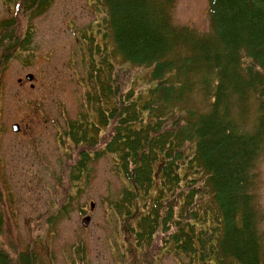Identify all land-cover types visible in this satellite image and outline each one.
Returning <instances> with one entry per match:
<instances>
[{
    "label": "trees",
    "instance_id": "16d2710c",
    "mask_svg": "<svg viewBox=\"0 0 264 264\" xmlns=\"http://www.w3.org/2000/svg\"><path fill=\"white\" fill-rule=\"evenodd\" d=\"M54 1L22 0L17 14L41 17ZM99 1L104 41L90 44L87 117L66 136L95 158L111 155L128 180L116 208L134 251L162 232L179 264H264L253 173L264 145V0H208L205 34L174 25L177 0ZM16 31L4 52L31 45ZM123 64L147 70L146 88L127 89L118 71L116 79ZM195 92L206 97L203 109L192 104ZM89 157L72 168L76 181ZM3 211L0 264H35L7 236Z\"/></svg>",
    "mask_w": 264,
    "mask_h": 264
},
{
    "label": "rangeland",
    "instance_id": "374dc122",
    "mask_svg": "<svg viewBox=\"0 0 264 264\" xmlns=\"http://www.w3.org/2000/svg\"><path fill=\"white\" fill-rule=\"evenodd\" d=\"M9 4L0 0V209L7 236L22 251H33L35 264H179L178 256L165 249L162 232L152 245L134 251L136 242L127 238L128 226L116 208L117 202L123 206L128 180L118 173L111 155L95 158L94 150L66 136L69 125L87 112L91 84L84 78L90 44L102 46L94 39L103 18L100 1L55 0L41 17L31 19L17 14L22 0H16V8ZM171 19L176 26L208 33V0H177ZM16 30L21 36L30 34L31 45L15 53L8 45L4 52L3 42L8 35L15 39ZM117 71L127 89L132 81L136 90L148 85L147 70L117 65L116 79ZM28 74L35 76L34 88L25 81ZM191 101L203 109L206 97L195 92ZM254 116L251 108L246 130L253 128ZM14 124L20 125L18 133L12 131ZM84 157L94 160L76 181L77 167L72 168ZM253 173L264 237V145ZM87 215L92 220L84 229Z\"/></svg>",
    "mask_w": 264,
    "mask_h": 264
},
{
    "label": "water",
    "instance_id": "95a60500",
    "mask_svg": "<svg viewBox=\"0 0 264 264\" xmlns=\"http://www.w3.org/2000/svg\"><path fill=\"white\" fill-rule=\"evenodd\" d=\"M27 80H29V81H32L33 80V76H27ZM18 126L17 125H15L14 127H13V130L15 131V132H18ZM92 209H93V205H92ZM89 223H90V218L88 217V218H86V219H84L83 220V227L84 228H88V225H89Z\"/></svg>",
    "mask_w": 264,
    "mask_h": 264
}]
</instances>
